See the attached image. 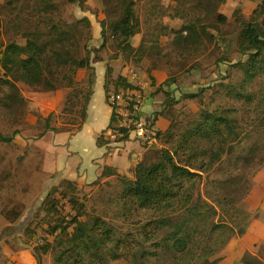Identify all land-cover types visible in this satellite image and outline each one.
<instances>
[{"label": "trees", "instance_id": "trees-1", "mask_svg": "<svg viewBox=\"0 0 264 264\" xmlns=\"http://www.w3.org/2000/svg\"><path fill=\"white\" fill-rule=\"evenodd\" d=\"M95 3H106L105 17L100 21L103 39L100 48L90 46L94 38L91 19L76 18L68 10L70 6L90 12L89 0H4L3 12L10 18L2 28L25 43L13 38L7 43L0 40V109L10 117H17L34 105L27 94L44 92L65 82L70 74L83 70L86 75L81 85L66 97L62 114L66 125L51 128L53 116L47 120V129L55 130L56 134L73 132L82 128V115L87 113L95 91L97 75L93 61L124 58L134 63L148 76L153 88L151 97L164 94L166 101L162 111L151 114L153 125L149 131L154 139L141 140V148L146 152L130 174H121L118 168L106 165L101 178H115L119 185L115 217L132 219L141 211H156L159 217L140 222L133 231H121L96 205L89 207L78 181L63 178L49 188L39 208L43 219L26 228L24 242L35 245L37 264H44L46 256L53 257L52 264H112L115 259H125L130 264H223L225 257L216 252L223 247L225 229L229 226L225 222L218 224L215 218L223 220L222 217L227 216L234 221L232 212L237 199L234 196L213 199L206 191L211 202L224 207L219 212L217 206L201 197L197 188L203 179H210L211 173H218L225 166L222 173L225 170L231 173L219 184L227 185L234 193L233 190L240 189L242 181L234 179L233 168H241L249 162L264 163V111L258 110L264 108V0H258L250 14L236 8L231 18L221 12L227 0H208L200 10L196 6L187 8V0H95ZM169 3L175 6L168 7ZM143 8L148 23L170 8H175L176 20L185 18V21L179 28L160 22L153 43L133 47L131 42L144 23L140 15ZM192 11L198 14L194 20L189 16ZM225 24L234 26L232 33L223 31ZM230 35L235 37L228 38ZM220 37L223 44L234 46L246 56L243 62L229 65L234 74L241 73V80L226 75L234 79L236 86L231 87L226 82L218 84L207 108L177 117L176 111L182 113V109L176 110V105L185 101L204 104L202 92L207 90L183 94L176 99L164 86L157 85L153 72L171 68L175 60L173 51L185 48L191 54H199L207 39L217 44ZM172 39L171 52H161L164 44L168 45ZM223 60L220 58L217 62ZM196 68L193 64L190 69ZM181 69L182 74H190L187 67ZM177 76L169 78L168 83L175 82ZM103 90L107 104L112 106L110 93L139 90V87L126 76L115 78L112 68L107 66ZM215 104L217 107L212 108ZM232 104H238L237 108L231 107ZM166 113L173 117L169 127L155 130L160 116ZM115 123L112 110L108 129H114ZM108 129L97 137L99 148L112 143L107 138ZM129 137L130 133H125L123 139L115 142H127ZM13 139V135L0 131V141L12 142ZM154 141L160 142L162 147ZM259 155L261 161L256 162ZM60 204H67L76 212L73 221H66L59 211ZM242 212L243 223L254 210ZM21 216L22 211L17 208L6 215L9 220ZM241 221L236 222L237 227H241ZM241 261L242 264H264V241L255 242L253 253H247Z\"/></svg>", "mask_w": 264, "mask_h": 264}, {"label": "rangeland", "instance_id": "rangeland-1", "mask_svg": "<svg viewBox=\"0 0 264 264\" xmlns=\"http://www.w3.org/2000/svg\"><path fill=\"white\" fill-rule=\"evenodd\" d=\"M257 1L227 0V4L222 7L221 12L228 18L232 17L236 8H241L246 14H250L256 7ZM89 2L90 12L84 11L81 7L68 6V10L76 18L86 16L91 19L94 38L90 46L91 48H100L103 44L100 21L105 17L103 8H105L106 3L98 5L95 3V0H89ZM3 4L4 0H0V24L2 23V26H0V40L7 43L9 38H13L21 43H25V40L20 37H13L2 28L3 24L10 18V15L6 11L3 12ZM207 4L208 0H187V8L196 6L200 10L199 8L205 7ZM174 6V4L169 3L168 7ZM195 13V11H192L189 15L193 20L198 16ZM140 15L144 23L140 30L141 32L131 42L133 47L148 46L150 43H153L155 33L161 27L160 22L161 25L179 28L185 21V18L175 19V8H170L161 14L159 13V18L155 20L154 17L151 23H148L147 12L145 13L144 8L142 11L140 10ZM225 27L226 24L222 25V29ZM233 29L234 26H227L223 31L230 34L233 32ZM167 37L170 40L171 35L169 32L167 33ZM234 37L235 35L228 36V38ZM173 43V39L168 45L165 43V48L161 52H171L170 47ZM218 48L221 49L218 51ZM102 55L104 53H101ZM172 56L175 60L171 64V68L153 72L157 85L164 86L176 99H179L183 94L200 93L202 89L207 90L205 92L201 91L203 93L202 100L205 102L204 104L185 101L178 106L176 105V110L182 109V113L176 111L177 117H183V113L196 114L207 108L211 101L210 95L214 93V89L217 88L218 84L226 82L231 87L236 86L234 79L228 78L234 75L235 79L239 81L241 80L239 76L241 73L234 74L229 65L230 63L243 62L246 59V56L237 52L234 46L223 44L221 37L218 38L217 44L209 42V39H207L199 54H191L185 48H180V50L173 51ZM220 58L224 60L217 62ZM117 62L120 63L118 66L116 65ZM216 63H219V65L216 66ZM193 64L197 65L196 69H190ZM93 66L96 68V75L97 71L101 73L100 78H104L106 68L110 66L115 78L119 75L126 76L135 85L143 83L147 91H150V94L153 91L151 82L144 71L136 67L134 63L126 62L124 58L108 62L93 61ZM183 67H187L190 74H182L181 68ZM85 75L86 72L82 70L78 74H70L65 82L55 84L44 92L27 94V98L34 105L17 117H10L4 109H0V131L14 136L12 142L0 141V264H37L34 256L35 245H28L24 242V237L26 238L25 230L32 223L41 222L44 214L39 211V208L46 198L49 188L61 178L77 180L82 190V195L86 196L85 202H87L89 207L96 205L97 209H101L104 214H107V216L102 215L110 219L111 223L116 225L121 231H133L140 222L150 221L159 217L156 211H141L134 218H125L124 220L114 216L117 211L116 196L119 185L115 178L108 180L101 178V173L106 165L103 162V166H101L103 150L96 145L99 135L97 133L100 127L99 129L96 127L87 131V128L93 126V124L89 121L86 127V114L82 115L81 124L83 125L81 129L78 128L73 132L60 134H56L53 129H47V120L50 115L53 116L50 124L51 128H59L66 125L62 115L65 109L66 97L81 85ZM174 75H178L176 83L171 82L169 84V78ZM226 75L229 77H226ZM98 83L92 97L97 93ZM256 90L258 91L259 88ZM158 99L162 100V104L154 103V106L163 109L162 105L166 101L165 95L159 94ZM149 100L147 101L153 104L151 95ZM93 103L98 105L95 107L98 114L101 106L99 99L95 97ZM237 106L238 104H232L231 107L237 108ZM211 107L216 108L217 105L215 104ZM258 110L264 111V108ZM165 115H167L171 123L173 117L168 113ZM197 117L194 116L193 118ZM257 127L260 129L259 126ZM69 134L73 137L70 141L71 149L78 147L81 150L80 155H83L86 169L88 160L96 157L94 160L89 161L90 165L87 173L79 175L82 157L74 153L65 144L69 143L66 140V136ZM148 137L146 140L153 141L154 138L151 139V132H149ZM154 143L157 144L158 142L154 141ZM137 145L133 144L132 147L134 148ZM157 146L162 147L160 142ZM145 152L143 151L142 155ZM140 158H142L141 155H138L136 162ZM115 161L118 163L119 159H115ZM259 161H261L260 155L256 162ZM112 162V157H108L107 163L111 165ZM224 167L219 169L218 173L214 171L210 175L208 174L210 179H206L205 176L207 175L204 174L203 178L205 179H203L197 189L204 200H207L213 206H217L219 212L224 207L217 202H211L206 191L212 195L213 199L221 200L226 196L236 197L237 201L234 204L236 211L232 212V217L235 218L234 221L227 216L222 217V215L219 217H222L223 220L215 218L218 224L225 222L229 226L228 229H225V243L219 253H217V250L216 255L225 257L223 264H242L241 258L243 260L247 253H253L254 243L264 241V221L260 218L264 216V163L256 165L254 162H249L241 168H233L234 179L242 181L240 189L238 191L233 190L234 193L230 192L231 190L227 188V185L219 184L226 181L227 174L230 175L231 173L229 170H225L226 172L222 173ZM14 208L22 211V216L19 219L9 220L6 215ZM242 210L244 212H252L254 210L243 223L241 219H244L245 216ZM165 214H167V211ZM237 221L239 223L241 221V227H237ZM220 233L221 230L217 234L219 235ZM53 261L52 256H46L44 264H52ZM112 264L130 263L125 259H115Z\"/></svg>", "mask_w": 264, "mask_h": 264}, {"label": "crops", "instance_id": "crops-1", "mask_svg": "<svg viewBox=\"0 0 264 264\" xmlns=\"http://www.w3.org/2000/svg\"><path fill=\"white\" fill-rule=\"evenodd\" d=\"M119 64H120L119 62L116 63L117 66ZM113 65H114V63H113ZM112 67L115 68L114 66H112ZM98 76H99V80H98ZM100 76H101V73L100 72L98 73V71H97L96 85L99 82L98 87H97V93L92 97L88 111L85 115L86 127H87V124L89 121H91L93 124V126H89L87 128V131L95 129L96 127L99 129V127H100V130L97 133L99 135L101 134L102 131H104L105 129H108L109 123L111 120V113H112V110H111L109 104H107V102L105 101V95H104V90H103V78H100ZM96 85H95V87H96ZM192 93H195V92H192ZM147 96H148L147 100H149L150 91H147ZM158 96L153 98V104L149 103V101H151V100H149V101L146 100V104H144V106H143L144 114L150 116L154 112L162 111V109L160 107L154 106V103H161L162 104V100H159ZM95 97H97L99 99V103L101 104L100 110L98 111V114L96 113V108H95L98 105H95L93 103ZM169 125H170V120H168L167 115H163V116H160V119L157 122V125L154 127V129L155 130H166ZM66 137H67L66 140L69 141V143H65V144H67V147L71 149L70 141L73 137L70 134L67 135ZM91 139H93V137H91ZM140 142H141V140H137L131 136L130 140L127 141L126 143L112 142L109 146L101 148L103 150L102 151L103 153L101 156V159H102L101 166H103V162L105 163L104 165H110L107 163V160H108V157H112L113 162L110 166L118 168V170L121 174H130L131 169L134 166V163L138 160V155H142V152H143ZM91 143H93V142L91 141ZM133 144H138V145L133 148L132 147ZM71 150H73L74 153H77L79 155L81 154V150L78 149V147H76L75 149H71ZM80 156L82 157V162H81V166H80L81 168L79 170V175H81L82 173H87V171L89 170V165H90L89 161H92L96 158V157L95 158L93 157V158H90V160H88L87 169H86L85 168L86 166L84 165L83 155H80ZM115 159H119L118 163H116ZM69 171L71 172V170H69ZM61 179H63V178H61ZM68 179L72 180V181H77V180H73L71 178H68ZM58 181L59 180H57L56 183ZM260 218L264 221V216H262ZM258 238H259V236H258ZM257 240H259V239H257Z\"/></svg>", "mask_w": 264, "mask_h": 264}, {"label": "built area", "instance_id": "built-area-1", "mask_svg": "<svg viewBox=\"0 0 264 264\" xmlns=\"http://www.w3.org/2000/svg\"><path fill=\"white\" fill-rule=\"evenodd\" d=\"M1 60L2 54L0 53V72ZM135 86L139 87V90H121L117 93H110L109 103L116 117L115 128L107 130V138L112 142L123 139L125 133H130V137L137 140L149 138V129L153 125L152 115L144 114L143 110L147 100V88L143 83ZM59 211L67 222L73 221L76 217V212L67 204H60Z\"/></svg>", "mask_w": 264, "mask_h": 264}]
</instances>
